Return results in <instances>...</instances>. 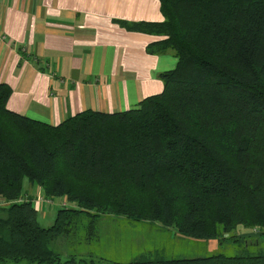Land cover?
I'll list each match as a JSON object with an SVG mask.
<instances>
[{"label": "trees", "instance_id": "obj_1", "mask_svg": "<svg viewBox=\"0 0 264 264\" xmlns=\"http://www.w3.org/2000/svg\"><path fill=\"white\" fill-rule=\"evenodd\" d=\"M159 7V22L115 20L164 36L146 52L177 59L158 74L163 89L134 108H88L52 125L8 109L12 89L0 83V264H96L62 259L50 244L86 217V242L94 240L102 214L219 244L238 226L264 234V0ZM24 179L41 193L24 195ZM56 199L61 208L42 226L38 212ZM128 264H264V253Z\"/></svg>", "mask_w": 264, "mask_h": 264}, {"label": "crops", "instance_id": "obj_2", "mask_svg": "<svg viewBox=\"0 0 264 264\" xmlns=\"http://www.w3.org/2000/svg\"><path fill=\"white\" fill-rule=\"evenodd\" d=\"M118 19L162 21L159 0H0V83L12 89L7 108L56 125L88 108L128 110L159 93L158 74L175 66V54L146 52L164 36L128 31ZM27 192L41 189L28 183Z\"/></svg>", "mask_w": 264, "mask_h": 264}, {"label": "rangeland", "instance_id": "obj_3", "mask_svg": "<svg viewBox=\"0 0 264 264\" xmlns=\"http://www.w3.org/2000/svg\"><path fill=\"white\" fill-rule=\"evenodd\" d=\"M28 180H23V194ZM52 210L44 207L38 212V222L42 226H50L55 218V210L61 208L60 199ZM67 202L65 207H74ZM43 207V206H42ZM41 207V208H42ZM88 218H83L82 224L71 235L61 236L52 241L50 247L58 252L62 259L70 254L81 258H92L96 264H128L139 259H172L195 258L213 253L225 255H245L264 253V234L262 230L254 233L255 228L236 227L220 244L217 239L197 240L183 238L176 228L164 229L158 222L135 221L112 214H102L97 221L95 239L86 242L85 224ZM257 232V231H256ZM92 252V253H90ZM102 256V257H100ZM103 260H102V259ZM5 264H28L26 260L19 262L6 261Z\"/></svg>", "mask_w": 264, "mask_h": 264}, {"label": "built area", "instance_id": "obj_4", "mask_svg": "<svg viewBox=\"0 0 264 264\" xmlns=\"http://www.w3.org/2000/svg\"><path fill=\"white\" fill-rule=\"evenodd\" d=\"M5 203V201L4 200H2V199H0V204H4ZM254 232H256L257 230L256 229H254L253 230Z\"/></svg>", "mask_w": 264, "mask_h": 264}]
</instances>
